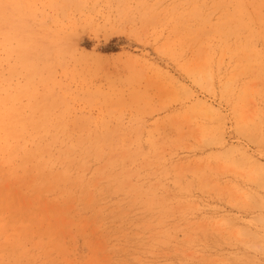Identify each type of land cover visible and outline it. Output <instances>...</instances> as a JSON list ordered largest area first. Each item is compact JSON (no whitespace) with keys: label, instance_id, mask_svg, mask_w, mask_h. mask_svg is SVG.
I'll return each instance as SVG.
<instances>
[{"label":"rangeland","instance_id":"rangeland-1","mask_svg":"<svg viewBox=\"0 0 264 264\" xmlns=\"http://www.w3.org/2000/svg\"><path fill=\"white\" fill-rule=\"evenodd\" d=\"M0 264H264V0H0Z\"/></svg>","mask_w":264,"mask_h":264}]
</instances>
